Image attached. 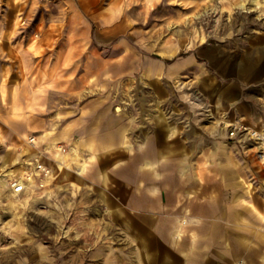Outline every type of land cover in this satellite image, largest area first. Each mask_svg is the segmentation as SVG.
<instances>
[{"label": "rangeland", "instance_id": "374dc122", "mask_svg": "<svg viewBox=\"0 0 264 264\" xmlns=\"http://www.w3.org/2000/svg\"><path fill=\"white\" fill-rule=\"evenodd\" d=\"M239 1L89 0L84 9L93 18L75 20L72 4L34 0L33 13L7 15L0 26L36 39L37 51L48 28V38H57L52 50L83 45L84 54L76 70L56 73L69 80L48 95L35 131L17 135L28 116L13 113V100L0 102V264H141L147 253L131 222L182 223L192 218L189 204L210 198L231 205L242 193L246 205L264 206V167L248 132L264 131V2ZM2 42L0 79L20 70L17 51ZM92 47L110 65L135 64L116 72L86 70L85 51ZM139 58H155L158 73L145 71ZM167 66L176 68L169 73ZM93 100L100 109L97 143L109 139L110 147L78 136L60 140L59 167L47 136L73 118L66 108ZM107 106L112 120L102 114ZM157 109L177 127L175 136L156 122ZM34 156L53 176L36 175L34 191L13 194L2 171ZM82 163L86 170L78 174Z\"/></svg>", "mask_w": 264, "mask_h": 264}, {"label": "crops", "instance_id": "0c3cea01", "mask_svg": "<svg viewBox=\"0 0 264 264\" xmlns=\"http://www.w3.org/2000/svg\"><path fill=\"white\" fill-rule=\"evenodd\" d=\"M88 1L60 0L59 3L75 6L76 11L70 13V19L89 20L93 17L90 12L84 9ZM35 10L34 0H0V25H4L7 15L11 17L20 11L33 13ZM16 23L17 18L14 21L15 26H17ZM47 30L48 28L39 35L40 45L37 51L36 39H24L20 31L0 26L2 45L5 47L10 45L14 51H17L14 67L20 68L16 75L0 79V102L3 98L13 100L15 103L13 113L20 117L28 116L26 119H22L25 121L24 126L15 130L17 135L24 131H35L41 125L36 117L43 114L42 108L45 106L48 95L57 89L60 83L69 80V77L56 73H60L63 69L66 73L73 69L76 70L79 61L76 58L79 53L82 55L80 57H83L84 54L83 45L80 50L64 46H58L52 50L53 43L57 38L52 42L46 34ZM55 31L61 35V29L56 28L53 32ZM97 52L93 47L85 51L84 67L86 70L94 72L102 68L107 69L108 72L115 71V69L118 71L132 68L135 64H128L126 60H123L117 66L115 63L110 65L107 61H101ZM192 59L191 56L189 60ZM67 60L69 62L66 63ZM101 62L104 64L102 65ZM106 63L107 67L104 68ZM100 64L102 66H99ZM138 64L144 67L145 71H152V73L154 71L158 73L157 67L160 66V62L158 65L155 58L144 60L139 58ZM174 68L176 67L167 66L165 72L171 73ZM79 82L80 78H77L75 84L78 85ZM14 85H16L15 90L13 89ZM1 90L2 93H5L4 97ZM11 103L13 104V102ZM65 111L75 115L71 120L65 122L58 132L53 131L47 136L53 151L58 146L56 145L58 141L70 140L74 136L86 138L90 146H100L103 149L110 147L109 139L106 143H97L100 131L98 129L100 121L97 118L100 116L98 114L100 109H97L94 100L84 103L79 109L75 106L66 108ZM102 114L109 116L108 119L112 120L113 113L109 106L103 109ZM158 115L164 118L162 111L157 109L154 113L156 122L158 124L166 123L170 135L175 136L178 131L177 127L165 118L157 120ZM32 117L35 118L32 119ZM222 145L224 144H218V147L223 148ZM123 147L129 150L127 144ZM53 151L49 150L48 152ZM60 152L62 153V147ZM104 152V150L102 153L95 152L93 156L95 155V159H98ZM237 197L231 205H227L226 200L222 201V199L219 203H213L214 199L210 198L204 199V203L200 206L189 204L188 210L192 218L182 223L180 220H172L164 225L145 221L131 222L130 226L139 229L140 250L147 253V258L141 264H264V206L258 207L251 203L246 205L242 201L243 193L240 200ZM177 227L181 230L180 235L175 232ZM159 228L166 230L162 231Z\"/></svg>", "mask_w": 264, "mask_h": 264}, {"label": "bare ground", "instance_id": "6f19581e", "mask_svg": "<svg viewBox=\"0 0 264 264\" xmlns=\"http://www.w3.org/2000/svg\"><path fill=\"white\" fill-rule=\"evenodd\" d=\"M245 0H240L239 2H237L236 4L239 5H244ZM261 2H264V0H251V3L253 5H255V7L259 6L261 4ZM234 70V69H233ZM117 110L120 109V106H117L116 108ZM218 120H220L219 118H222V116L217 115L216 116ZM157 119H161L163 120L164 118L161 115H158ZM224 122H226L227 125L230 124H236L237 121H232L229 119H222ZM219 122V121H218ZM170 129V128H169ZM34 139V138H33ZM34 143H35V139H34ZM60 147V146H59ZM61 149H59L58 147L55 149V151L51 152V156L53 157L55 163L60 167L62 164V160H63V153L60 152ZM93 159H95V155L93 156ZM27 165H22V167L20 168H5L2 171V175L4 176L3 178V186H9L12 189V185L16 182V183H24L25 186V190L24 191H34L35 187L37 186L34 176L39 175V177H42L43 175H46L48 177H52L53 175L51 174V170L47 169V167H44V169H42L40 172L38 170H36V167H43V164H41L38 160L37 157L34 156V158H26L25 159ZM64 161V160H63ZM13 162H17V158L15 157L13 159ZM5 163V162H4ZM88 164V163H87ZM84 170H86V163H82L79 169L78 174H81ZM101 179L103 180V182L106 181V170L102 169L101 174H100ZM79 178H81L79 176ZM14 194V193H13ZM23 195V192L20 193ZM18 194V195H20ZM27 202V201H26Z\"/></svg>", "mask_w": 264, "mask_h": 264}, {"label": "built area", "instance_id": "2783aa9c", "mask_svg": "<svg viewBox=\"0 0 264 264\" xmlns=\"http://www.w3.org/2000/svg\"><path fill=\"white\" fill-rule=\"evenodd\" d=\"M235 129L237 130V132H240L243 130V126L242 125H236ZM248 132H249V138L252 141L253 146L255 147L258 160L260 161L262 167H264V131L257 130V129H251ZM31 141H33V138H31L29 140V142H31ZM23 162H25V159L23 160ZM41 163H43V165L45 167H47L45 165V163L43 162V159H41ZM24 190H25L24 183H16L15 182L12 185L11 192L18 195V194L22 193Z\"/></svg>", "mask_w": 264, "mask_h": 264}]
</instances>
